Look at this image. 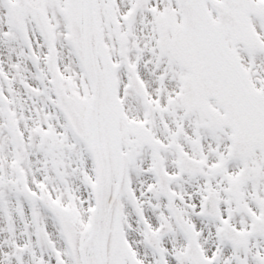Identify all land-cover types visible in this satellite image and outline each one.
Instances as JSON below:
<instances>
[{
  "label": "snow or ice",
  "instance_id": "obj_1",
  "mask_svg": "<svg viewBox=\"0 0 264 264\" xmlns=\"http://www.w3.org/2000/svg\"><path fill=\"white\" fill-rule=\"evenodd\" d=\"M0 264H264V0H0Z\"/></svg>",
  "mask_w": 264,
  "mask_h": 264
}]
</instances>
